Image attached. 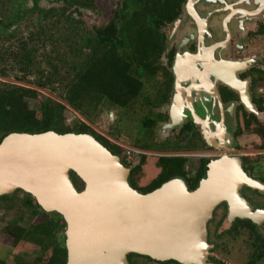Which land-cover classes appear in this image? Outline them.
<instances>
[{"label":"water","instance_id":"water-1","mask_svg":"<svg viewBox=\"0 0 264 264\" xmlns=\"http://www.w3.org/2000/svg\"><path fill=\"white\" fill-rule=\"evenodd\" d=\"M196 1L190 0L192 12ZM213 52L202 49L200 56L187 60V64L202 65L207 60L203 71H199L202 65L193 67L202 83L182 82L190 83L187 100L191 105L195 92H207L208 84L213 97L221 102L217 85L209 77L212 69L230 88L244 87L237 76L243 67L230 60L217 61ZM242 97L247 109L261 119L249 93L242 91ZM176 107L168 129L184 121ZM224 128L222 117L218 133L213 134L212 129L205 133L208 144L223 148L225 155L207 165L206 178L195 190L189 191L183 180L173 179L148 194L132 188L128 181L131 168L90 133H11L0 143V197L20 190L30 194L43 212L64 218L66 264H129L131 253L155 262L211 264L208 223L219 205L229 206L230 222L240 218L264 223V209L254 210L241 194L243 187L264 194V183L244 170L240 156L231 155L232 143L220 134ZM231 132L228 138H232ZM71 172L83 182L82 190L73 183Z\"/></svg>","mask_w":264,"mask_h":264},{"label":"trees","instance_id":"trees-1","mask_svg":"<svg viewBox=\"0 0 264 264\" xmlns=\"http://www.w3.org/2000/svg\"><path fill=\"white\" fill-rule=\"evenodd\" d=\"M40 1L0 0V143L11 133H90L116 154L114 149L118 147L89 124L95 123L104 109H128L138 101L143 94L142 78L156 72V67L150 66L163 52L160 27L177 16L175 9L181 7L183 0H123L109 25L93 32L75 15L81 16L82 10H95V0H48L55 5L52 8L41 7ZM119 19L123 22L118 28ZM11 78L17 83H11ZM40 89L56 93L59 99L41 97ZM33 101L38 104L36 108L31 106ZM71 109L81 118L67 124ZM239 134L259 136L262 142L258 147L264 149V124L254 116ZM179 161L176 165L181 171L184 160ZM141 168L142 164L132 171L130 180L132 188L142 194L159 188L163 184L159 181L161 175L167 176L169 169L162 167L163 173L155 175L146 174ZM71 178L78 189L84 188L73 172ZM198 185L199 182L193 189ZM255 193L260 196L257 205L264 208V194ZM15 198L3 196L0 201H7L8 208H14ZM20 204L32 211V219L37 217L38 223L26 228L21 217L3 229V239L16 249L15 253L23 252L26 257L37 250L33 264H66L67 250L62 242L56 243L53 234L57 229L65 230L64 218L54 213L56 221H49L48 213L30 194H25ZM243 225L251 229L252 240L264 245V230L256 233L250 220H237L231 232L239 233ZM0 264L29 263L10 258Z\"/></svg>","mask_w":264,"mask_h":264},{"label":"flooded vegetation","instance_id":"flooded-vegetation-1","mask_svg":"<svg viewBox=\"0 0 264 264\" xmlns=\"http://www.w3.org/2000/svg\"><path fill=\"white\" fill-rule=\"evenodd\" d=\"M189 4L190 0H183L181 7L175 9L177 16L172 21H165L160 27L163 52L150 66L156 67V72L150 77L148 73V77L142 78L144 96L142 94L139 98L144 102V105L141 104V109L144 108L143 114L140 115L132 110L139 101H136L132 108L111 109L121 114L122 118H119L117 125L111 130L113 139L107 140L118 147L114 149L115 155L121 158L125 166L131 168V173L141 164L142 172L146 170L144 173H155V175L162 174L163 170L160 169L168 166V175H161L162 179L159 181L162 180L161 183L164 184L173 179H181L186 183L188 190L193 191L196 189H193L195 184L206 178L207 165L225 155L223 148L210 146L205 139V133L210 129L213 134L218 133V123L224 117L227 128L221 129L220 134L223 133L224 140L228 139L232 143L234 149L231 155L240 156L244 170L250 176L253 174L251 177L254 179L263 182L257 175L255 167L257 158L252 159L249 154L233 153V150L240 151L241 139L245 135L238 133L241 128L244 129L246 122L252 116L260 121L254 112L247 109L242 91L249 93L254 108L261 115L264 114V0H197L193 4V12L189 10ZM121 22L123 19L118 20V28ZM217 44L219 46L215 48ZM202 49H210L211 52L214 50L217 61L230 60L242 66L243 69L238 71L237 76L244 83V87L239 90L230 88L217 78V73L212 69L209 77L217 85L221 102L213 97L210 92L211 84H208L207 92L201 91L199 95L195 92L196 98L193 97L195 101L191 105L187 100L190 83L185 85L182 82L202 83L199 81L202 79H197L200 77L198 73L206 69L207 60L204 59L206 62L203 61V65L202 63L187 64L189 58L200 56ZM199 65H202L200 70L193 71V67ZM177 105L179 107H176ZM175 107L184 121L182 120V125L168 129L166 125L173 123L172 111ZM105 111L110 109H104L102 113ZM191 112L198 116L199 122L194 120ZM230 131L232 138L227 137ZM121 135L129 139V144L122 145L117 141ZM218 139H215L217 145H219ZM248 157L249 159L246 160ZM179 160H184L181 171L180 166L177 168L176 165ZM151 164H154V167ZM130 176L128 181L132 186ZM140 184L136 183L135 186ZM17 193L19 192L16 191L10 196L14 197ZM241 194L254 210L261 208L257 205L260 196L255 190L243 187ZM2 203L7 201H0V204ZM31 213L32 211L29 210V220H32ZM48 219L56 221L55 214L48 213ZM237 220L249 219L236 218L230 222L229 206L226 203H222L214 211L213 218L208 223V243L211 246L209 253L212 252L208 257L211 264H229L218 260L217 255L229 253V242L239 241V239L229 240L233 234L246 237V245L243 246L246 249L241 250L243 254H247L246 264L262 263L261 254L264 245L261 241L251 239V235H254L251 234V229L243 225L239 233L231 232ZM253 224L256 233H262L264 223ZM66 229L67 225L65 230L57 229L53 232L57 244L61 245L59 235L66 232ZM242 241L243 239L240 242ZM62 244L61 246L66 248L64 240ZM15 256L16 262L26 257L20 253ZM35 258L31 256L32 261L28 259L25 262L33 264ZM127 260L129 264H176L169 263L173 261L155 262L147 256L135 253L128 254Z\"/></svg>","mask_w":264,"mask_h":264},{"label":"rangeland","instance_id":"rangeland-1","mask_svg":"<svg viewBox=\"0 0 264 264\" xmlns=\"http://www.w3.org/2000/svg\"><path fill=\"white\" fill-rule=\"evenodd\" d=\"M123 0H95V10H82L81 16L80 15H75L76 17L82 19L85 23L86 29H88L90 32H93L96 29H104L109 25V23L114 19V16L117 12V10L121 7ZM32 5V3H30ZM40 6L43 8H52L55 7L53 3H51L48 0H41L40 1ZM34 15V14H33ZM36 15H34V18ZM30 20V18L28 19ZM34 79V78H30ZM16 82L12 78L9 80ZM17 83V82H16ZM19 83V82H18ZM20 84L26 85L28 87L32 86L31 83L28 82H21ZM40 96L42 97H53L55 99H59L58 95L56 93L51 92L48 89H40ZM144 96V92L143 95ZM138 104H136L132 110L139 113L140 115L143 114L142 111L144 108L141 109V104L144 105L143 99L139 98ZM38 104L36 102H31L32 108H36ZM71 115H68L69 118L67 119V124H72L76 120L80 119L81 117L71 109ZM113 114V115H112ZM260 121L264 124V114L261 115ZM119 118H122V115L117 113V111H105L101 113L99 118L96 120L95 123L89 124L91 128L100 136L108 139L112 138V133L111 130L115 128V126L118 123ZM123 120H125V117H123ZM124 130V129H122ZM117 141L122 144L126 145L129 144V139L125 138L124 136H120ZM262 140L259 136L253 135V134H246L242 139H241V146H240V151L233 150V153H239V154H249L250 158L256 159L257 158V164H255L256 171L258 178L264 179V151L259 149V145L261 144ZM248 157V158H249ZM259 162V164H258ZM152 167H154V164H151ZM258 168V169H257ZM16 200L13 202L14 208H8L9 206L7 203H2L0 204V260H6L7 261L10 258H13L15 261L16 259V254L15 253V248L8 245L6 240L3 239L4 235L2 234L3 229L5 226L8 224H11L15 220L23 217L25 220L22 222V224L25 227H30L32 224H37L38 219L34 218L32 220H29V210L23 208V206L20 204L21 200L25 197V194L23 192H19L16 195ZM220 232V231H219ZM215 233V231H214ZM213 233V234H214ZM64 235L65 232H62L59 235V241L63 242L64 240ZM5 238V237H4ZM239 239V241H235ZM243 239L242 242H240ZM230 241H235V243L229 242L228 247H229V253H224L222 255H217L218 260L224 261L229 264H246L247 263V254H243L241 250H245L243 246L246 245V237L244 236H236L233 234L230 238ZM37 250L31 255L32 257L37 256ZM20 253V252H19ZM23 253V252H22ZM20 253V254H22ZM212 252L208 253V256ZM30 256V257H31ZM30 257H25L22 258V260L27 261L30 259ZM31 260V259H30ZM32 261V260H31ZM261 264H264V261H262Z\"/></svg>","mask_w":264,"mask_h":264}]
</instances>
